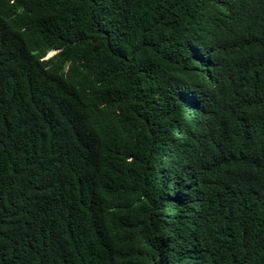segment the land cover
Returning a JSON list of instances; mask_svg holds the SVG:
<instances>
[{"label": "trees", "instance_id": "obj_1", "mask_svg": "<svg viewBox=\"0 0 264 264\" xmlns=\"http://www.w3.org/2000/svg\"><path fill=\"white\" fill-rule=\"evenodd\" d=\"M0 264H264V0H0Z\"/></svg>", "mask_w": 264, "mask_h": 264}, {"label": "rangeland", "instance_id": "obj_2", "mask_svg": "<svg viewBox=\"0 0 264 264\" xmlns=\"http://www.w3.org/2000/svg\"><path fill=\"white\" fill-rule=\"evenodd\" d=\"M53 53V51L51 53H49L48 55H51Z\"/></svg>", "mask_w": 264, "mask_h": 264}]
</instances>
